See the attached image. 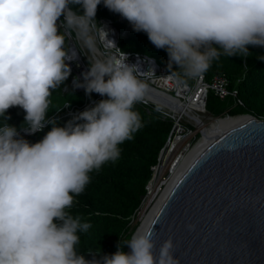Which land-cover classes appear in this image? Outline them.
Segmentation results:
<instances>
[{"label":"clouds","instance_id":"obj_1","mask_svg":"<svg viewBox=\"0 0 264 264\" xmlns=\"http://www.w3.org/2000/svg\"><path fill=\"white\" fill-rule=\"evenodd\" d=\"M99 4L101 0H0V117L4 118L0 264H179L171 237L160 245L158 255L154 252L152 227L137 228L130 238L119 241L115 253L99 259L96 255L86 259L76 251L78 232H87L91 224L81 223V217L68 209L89 184L90 173L115 163L121 155L119 146L143 127L135 105L148 89L136 66L126 63L125 54L93 58L82 73L83 81L77 77L78 86L88 95L95 92L106 98L73 115L64 126L47 118L52 91L73 68L67 60L71 53L69 45L65 47L67 34L75 32L90 50L96 43L94 31L107 38L101 24L96 28ZM103 4L126 19L120 16L122 21L115 22L119 15L103 17L114 20L116 29L130 23L127 35L143 31L156 48L167 51L169 76L179 82L202 77L222 55L247 57L248 46L264 47V0H103ZM62 15L64 32L57 24ZM112 46L116 48L113 41ZM14 106L25 112L19 131L7 122L6 112ZM47 124L52 127L38 142L23 138ZM187 227L194 230L195 225ZM125 245L129 253L123 251Z\"/></svg>","mask_w":264,"mask_h":264},{"label":"trees","instance_id":"obj_2","mask_svg":"<svg viewBox=\"0 0 264 264\" xmlns=\"http://www.w3.org/2000/svg\"><path fill=\"white\" fill-rule=\"evenodd\" d=\"M71 7L83 11L79 5ZM116 15L121 16L110 11L101 0L95 16L96 28L100 25L101 18H115ZM131 44L135 45V49L127 50L126 46ZM248 47L251 55L247 57L222 55L203 74L206 83H210L217 73H224L228 78L227 89L230 94L224 99H220L211 89L207 96L205 93L204 108L211 115L248 113L264 119V60L259 59L260 56H264V47ZM120 50L153 58L160 67L170 73L167 67V51L156 48L143 31L133 30L123 37ZM176 67L174 64L173 69ZM194 82L195 79L183 80L188 86L193 85ZM63 88L66 91H63ZM232 91H236L235 96ZM104 98L106 97L98 93L93 92L88 95L84 89L74 88L69 84L67 77L52 91L47 118H55L59 126H64L73 115ZM91 101L93 102L90 103ZM65 104L67 106H64ZM155 109L154 105L143 101L135 105V110L142 117L143 127L134 134L132 140L125 141L119 146L121 155L115 163L108 162L98 172L90 173L89 184L80 195L75 196L73 206L68 209L74 217H81V223L91 224L87 232H78L80 241L76 245L77 253L84 255L86 259H91L93 255L99 259L105 254L115 253L119 241L130 238L134 231L130 223L142 202V196L146 193L145 186L151 178L152 167L157 164L160 150L173 133L174 119L168 115L162 119V112ZM6 115L10 117L8 124L15 126L18 131L23 128L25 112L22 108L10 107ZM3 122L4 118L0 117V124ZM185 126L187 129H192L189 124ZM51 127L52 125L47 124L43 130L23 138L30 143L38 142ZM127 247V245L123 247L125 253Z\"/></svg>","mask_w":264,"mask_h":264},{"label":"water","instance_id":"obj_3","mask_svg":"<svg viewBox=\"0 0 264 264\" xmlns=\"http://www.w3.org/2000/svg\"><path fill=\"white\" fill-rule=\"evenodd\" d=\"M67 36L70 52L77 53ZM233 116L244 119L207 141L153 211L145 228H153L157 255L171 237L179 264H264V119L248 113L212 117Z\"/></svg>","mask_w":264,"mask_h":264},{"label":"bare ground","instance_id":"obj_4","mask_svg":"<svg viewBox=\"0 0 264 264\" xmlns=\"http://www.w3.org/2000/svg\"><path fill=\"white\" fill-rule=\"evenodd\" d=\"M79 39L81 40L80 37ZM91 52L93 54V58H100L99 57L100 51L96 46L93 49H91ZM78 53L79 52L76 53L75 51H73L70 54H68V57H69L68 61L71 63L70 67H73V66L78 67L79 72L81 73L80 77H83L82 73H84L88 69L83 64L82 58L80 57V53L79 54ZM128 64L132 65V63H128ZM152 66L154 69H156V66H154L153 64ZM168 80L172 81V84L178 87L173 79H168ZM154 82L159 83V82H163V80L155 79ZM160 87H161L160 90L164 91L165 85L161 84ZM179 87L181 88L178 89L177 95H174L173 97H171V95L165 92L163 93L165 97L171 99L169 104L163 100H157L156 97L149 96V93L147 92L144 98L157 101L160 106L168 109L171 112L170 114L175 119L177 117L179 118L180 116H186L195 126V129H196L195 131H198V132L202 131V138H200L196 142V144H194L190 149H187L185 141L187 140V138H189L190 134L186 136H181V135L179 136L178 134H175L173 138L171 137V141L169 142V145H168V150L163 157L164 158L163 162L159 166L160 173H163L165 171L171 172V176L169 177L170 179L168 180L164 191L158 197L157 201L153 205L151 211L145 217L141 227H139L140 229L145 228L153 211L155 210V208L157 207V205L159 204L163 196L166 194L168 189L171 187L175 179L185 169V167L190 163V161L196 155V153L199 152L200 149L203 148L207 144V141L210 140L216 134L220 133L225 128H228L234 125L239 120L244 119L243 116H233V117H226V118L215 117L214 118L208 114L210 118L205 121L204 120L205 117L201 118L200 115L198 114V113L205 112L204 110L205 89L203 85L201 84V82H197L194 88L191 87L192 88L190 91L191 93H189L188 96H185V93L188 91V89L183 86H179ZM182 97H185V99L183 100ZM177 156H178V159L176 160L175 164L172 165L173 161L176 159Z\"/></svg>","mask_w":264,"mask_h":264},{"label":"built area","instance_id":"obj_5","mask_svg":"<svg viewBox=\"0 0 264 264\" xmlns=\"http://www.w3.org/2000/svg\"><path fill=\"white\" fill-rule=\"evenodd\" d=\"M121 21H122V18L120 16H116L115 22H121ZM113 23H114V20L107 19V18H101V20H100V24L102 26L101 28H103L107 32V38H105L102 33H99L100 39L102 40V42L104 44H106V43L108 44V47L105 46L106 49H108V48H113L114 49L112 51V55L119 56V55L125 54L127 56L126 63H132V65L136 66V72H137L138 77L140 79L144 80L147 83V85H148L147 93H149V96H153V97L157 98L158 95L164 96L163 95L164 92L169 94V95H172L173 91H176L175 95H177L178 89L181 88L179 86H183L185 88H188V86L185 83L179 82V81H177V80H175L173 78H170L169 73L163 67H160L158 64L155 65L154 62L150 59V57H147V56L142 55V54H136V53H130V52L121 51L120 47H119L120 41H121V39L123 37H125L127 35L128 26H132V25L130 23H128L125 28H123L122 30L119 31L118 29H116L114 27ZM112 41L114 42L116 48H114L112 46ZM152 64L154 66H156V69L153 68ZM155 79H161V80H163V82L156 83V82H154ZM168 79H173L178 87L174 86L172 84V81H169ZM195 82L196 83L197 82H201V84L203 85V87H204V89L206 91V96H207V93H208L209 89L213 90L214 93L220 99H224L228 94H230V92L227 89L228 78H227V76L224 73L215 74L212 77V80H211L210 83H206L204 81L203 75H202V77L195 79ZM161 84L165 85L164 91L160 90V88H161L160 85ZM174 88H176V90ZM231 93L234 96L236 95V91H232ZM206 96H205V99H206ZM157 100H159V99L157 98ZM143 102L151 103L156 108L159 107L160 111L162 112V115H161L162 119H165V115H168L169 117H172V115L170 113H167L166 111L162 110L163 107L160 106L157 101H154L152 99H145L144 98ZM166 103H169V102H166ZM176 120L177 119H175V121ZM176 126H178V120H177V125ZM175 128H174V130H175ZM187 130H189V129H187ZM189 132H191V131L189 130ZM172 136L174 137L173 134H172ZM170 138L168 139V143L170 141ZM187 146L188 145L186 144V148H188ZM157 167H159V166L155 165V166L152 167V177H151L152 181L156 177L155 174H156ZM164 180H165V178H164Z\"/></svg>","mask_w":264,"mask_h":264},{"label":"rangeland","instance_id":"obj_6","mask_svg":"<svg viewBox=\"0 0 264 264\" xmlns=\"http://www.w3.org/2000/svg\"><path fill=\"white\" fill-rule=\"evenodd\" d=\"M60 19L64 20L63 15L59 18V20L57 21L58 24V30L61 32H64V28H63V21L60 22ZM116 26L118 28H121V24L117 23ZM68 34H70L71 40H73L75 46L78 48V52L80 53V56L82 58V62L83 64L86 66L87 69H89V61L91 59H93V54L91 52L90 49H88L87 47L84 46L82 40L79 39V37H77L78 35L75 32H69ZM96 34V35H95ZM72 35V36H71ZM92 35L95 37V46L99 49V57L101 59L105 58L108 55H112V51L114 50L113 48H108L106 49L105 45L102 40L99 38V33L97 31H94L92 33ZM77 37V38H76ZM76 39V40H75ZM98 39V41H97ZM135 45L131 44V45H127L126 49L127 50H133ZM65 47L66 49H68V38L66 36V40H65ZM90 50V51H89ZM102 51V52H101ZM69 65V64H68ZM74 65V64H73ZM76 67V68H75ZM73 66V68H70V74L68 75V80H69V84L72 83V79H77V77H79V81H83V77H80L81 73L79 72V69L77 66ZM182 84V83H181ZM196 85V82L191 85L190 87H188V91L185 93V96H188L189 93H191V89L194 88ZM192 87V88H191ZM76 88V87H75ZM84 89V88H82ZM176 90V88H174ZM173 89V90H174ZM190 89V90H189ZM81 90V89H79ZM63 91H66L65 88H63ZM175 92V93H174ZM206 93V91H205ZM204 93V96H205ZM176 91L172 92V95H175ZM182 99L184 100L185 97H182ZM162 110L166 111L167 113H171L168 109L166 108H162ZM205 110V108H204ZM200 115L201 118H204V120H208L210 118V116L212 117L213 115H211L210 113H208L206 110L203 113H198ZM210 116H209V115ZM206 115V116H205ZM178 118V117H177ZM176 118V119H177ZM175 120V119H174ZM178 126H176L175 130L173 131V135L178 134L179 136H186L188 135L189 130H187L186 126L187 124L191 125L192 129L191 132L195 131V126L193 125V123L186 117V116H180L178 119ZM198 135V136H197ZM173 137V136H172ZM200 134L198 131L193 132V134H191L189 136V138H187V140L185 141V144H187L188 148L190 149L194 144H196V142L199 140ZM171 141V138H170ZM169 141V142H170ZM189 143V144H188ZM168 145L165 146L164 150H162L160 156H159V165L163 162V157L168 149ZM190 146V147H189ZM158 165V164H157ZM154 171V170H153ZM157 173L155 174L156 177L154 178V180L152 181L151 178L150 180L147 182L145 188H146V193L142 196V202L135 214V216L133 217L130 225L131 227L134 228V231L138 228L141 227L145 217L147 216V214H149V212L151 211L153 205L155 204V202L157 201L158 197L162 194V192L165 189V186L168 182V180L170 179L169 177L171 176V172L169 171H165L163 173H160L159 167H157ZM165 178V180H164ZM151 184V185H150ZM153 189V190H152ZM133 231V232H134ZM130 252V250H129Z\"/></svg>","mask_w":264,"mask_h":264}]
</instances>
